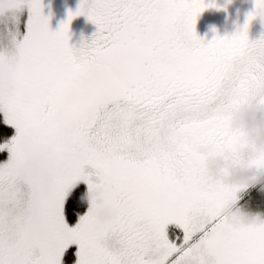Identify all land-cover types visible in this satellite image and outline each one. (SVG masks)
Returning a JSON list of instances; mask_svg holds the SVG:
<instances>
[{"label":"snow or ice","instance_id":"1","mask_svg":"<svg viewBox=\"0 0 264 264\" xmlns=\"http://www.w3.org/2000/svg\"><path fill=\"white\" fill-rule=\"evenodd\" d=\"M213 7L80 0L52 31L42 0H0V264H264V213L244 201L264 193V145L232 123L264 111V36L248 37L264 0L205 42ZM78 16L97 31L74 48ZM206 143L229 157L217 173Z\"/></svg>","mask_w":264,"mask_h":264},{"label":"rangeland","instance_id":"2","mask_svg":"<svg viewBox=\"0 0 264 264\" xmlns=\"http://www.w3.org/2000/svg\"><path fill=\"white\" fill-rule=\"evenodd\" d=\"M241 1L242 0H214V2L218 5V7L207 8L203 13H201L197 19L196 28L199 25H203L204 23L203 29H201L202 34L213 35V33H217L212 27V25L215 23L218 24V22L225 23V22L233 21V20L230 21L232 12L234 15V12L240 11L239 8L241 7ZM206 2H212V0H206ZM42 3H43V14L46 17L50 18L49 23L51 30L56 31L59 29L60 24L67 20L69 10L75 12V10L78 8L80 4V0H42ZM82 19H84L86 23L82 24ZM86 27L89 28L88 19L86 16H78L72 20L70 25V40H69L70 46L74 48H79L81 46L83 41L86 39V35L84 34V29ZM217 31L221 33L219 29H217ZM259 114L260 112L252 113L249 110H246L242 113V116L244 115L257 116ZM218 164H220L221 166L218 169L213 168L214 173H217L221 169L226 167L228 162H223V163L218 162ZM241 171L243 170H238L236 172V177L237 174ZM238 181L243 182L242 180H238ZM260 183L264 185V177H262ZM252 188L253 187H250L248 191ZM256 192L262 193L260 192V185H257ZM245 195L248 196L249 194H245ZM244 201L250 204V207L246 208L247 211L262 213V211H260L257 208L258 204L256 205V203L253 201V199H251V197L246 198L244 196ZM223 211L226 213V215L233 218L245 219L246 217L248 218L249 215L243 208L236 207L235 205L232 204L226 205Z\"/></svg>","mask_w":264,"mask_h":264},{"label":"flooded vegetation","instance_id":"3","mask_svg":"<svg viewBox=\"0 0 264 264\" xmlns=\"http://www.w3.org/2000/svg\"><path fill=\"white\" fill-rule=\"evenodd\" d=\"M239 12H232V15L230 17L231 22H218L213 24L212 27L217 33H213V35H204L201 32V29H203V25H199L196 28L197 35L205 40V42H211L218 34L220 37H226V36H232L234 35L238 29L242 28L245 23L248 22V15L255 11V0H242L241 1V7L239 8ZM86 23L84 19H82V24ZM89 28L86 27L84 29V34L86 35V39H89L92 37V35L97 31V27L95 24L89 22ZM219 29L221 33L217 31ZM262 36H264V18H261L257 16L249 25L248 29V37L250 41H255L260 39ZM248 109H242L238 113L235 114L233 118V127L240 132L245 139L249 143H258L261 145H264V138L260 136V127L257 125L255 130L250 129L248 126V120L246 119V115L242 116V113ZM264 114V111L260 112L259 115ZM257 115V116H259ZM249 116V115H247ZM257 116H252L253 118ZM199 151L203 153L205 156H210L211 158L208 160V167L209 170L214 173V166L218 164V162H228L229 163V157L225 154H217L215 156H211V154L214 152V146L212 144L206 143L201 144L199 146ZM214 168V169H213ZM171 232V230H170ZM178 235L182 236V233L179 232V230H176ZM170 238H174L170 234Z\"/></svg>","mask_w":264,"mask_h":264},{"label":"clouds","instance_id":"4","mask_svg":"<svg viewBox=\"0 0 264 264\" xmlns=\"http://www.w3.org/2000/svg\"><path fill=\"white\" fill-rule=\"evenodd\" d=\"M246 119L248 120V126L250 129L255 130L257 125H259V127H260V133L259 134L262 138H264V114H261L255 118H253L251 115H249V116H246ZM220 166H221L220 164H217L214 166V168L218 169ZM253 175H255V173L253 171L243 170L237 174L236 178L238 180L245 181V180H248ZM245 219H247V217Z\"/></svg>","mask_w":264,"mask_h":264},{"label":"trees","instance_id":"5","mask_svg":"<svg viewBox=\"0 0 264 264\" xmlns=\"http://www.w3.org/2000/svg\"><path fill=\"white\" fill-rule=\"evenodd\" d=\"M256 187H253L252 189H250L246 194H249L248 196L245 195V197H251V199H253V201L256 203V205L258 204L257 208L262 211H264V193H257L256 192ZM74 250V249H73Z\"/></svg>","mask_w":264,"mask_h":264},{"label":"crops","instance_id":"6","mask_svg":"<svg viewBox=\"0 0 264 264\" xmlns=\"http://www.w3.org/2000/svg\"><path fill=\"white\" fill-rule=\"evenodd\" d=\"M256 187V186H255Z\"/></svg>","mask_w":264,"mask_h":264}]
</instances>
